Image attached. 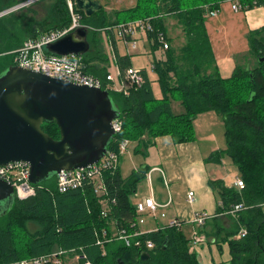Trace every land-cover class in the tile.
I'll use <instances>...</instances> for the list:
<instances>
[{
  "label": "trees",
  "instance_id": "trees-1",
  "mask_svg": "<svg viewBox=\"0 0 264 264\" xmlns=\"http://www.w3.org/2000/svg\"><path fill=\"white\" fill-rule=\"evenodd\" d=\"M27 1L0 0V13ZM42 1L48 0L0 18V61L6 63L0 74L16 66L13 53L28 40L70 27L67 0H53L42 21L28 13L13 16L21 11L31 12L29 8ZM226 3L241 8L237 12L264 8V0H138L135 8L121 11L128 12L130 21L134 22L149 17L144 21L153 26L148 43L161 98H156L145 70L141 71L145 78L141 88L129 86L126 94L109 90L123 126L122 133L113 137L109 150L117 148L114 140L136 143V154L146 153L159 137L169 136L176 144L196 141L197 117L211 111L218 113L223 119L227 140V148L219 154L231 158L239 178L245 181L243 189L228 187L222 180L209 181L219 201L218 213L225 214L236 205H243L237 217H233L235 230L226 236L230 254L226 264H264V60L260 62L264 59V26L248 35L249 52L257 59V65L254 68L237 65L230 77H221L207 21L212 13L220 14ZM77 11L83 16L84 11ZM169 18L177 21L184 34L185 44L180 48L172 46L167 27ZM90 19L99 30L126 24L112 23L104 8ZM107 33L114 45L118 68L124 74L132 66V55L122 54L113 34ZM159 33H163L169 43L168 50L160 44ZM101 34H94V52L84 55V63L86 72L106 81L109 58ZM173 103H180L183 112L175 113ZM42 129L55 140L61 137L55 123H44ZM147 173L148 167L134 171L128 178H123L119 170L105 173L106 197L97 196L90 182L80 189L60 192L56 175L33 184L37 191L34 196L15 197L12 206L0 209V264L52 256L58 250L64 254L61 260L78 257V264L86 261L93 264H201L181 228L166 227L142 233L138 237L143 244L141 248L127 247L118 240L105 241L103 247L97 244L103 231L110 238L112 224L128 234L140 231L131 196ZM105 208L108 211L104 217ZM241 228L245 229V235L239 234ZM147 242L153 244L152 249H147ZM143 253H148L145 260ZM46 264L55 263L51 260Z\"/></svg>",
  "mask_w": 264,
  "mask_h": 264
},
{
  "label": "crops",
  "instance_id": "crops-1",
  "mask_svg": "<svg viewBox=\"0 0 264 264\" xmlns=\"http://www.w3.org/2000/svg\"><path fill=\"white\" fill-rule=\"evenodd\" d=\"M227 5L229 4L226 3L222 6L218 18H209L210 22H208L207 28L219 71L222 70L223 64H226L225 67L229 69V73L232 75L237 65L251 68L257 65V59L249 52L248 35L251 31L264 26V8L258 7L249 11L234 13L229 7L230 5ZM137 22L145 21L139 20L119 26L112 25L100 30L92 24L83 25L82 28L88 29V41L92 52L94 50L92 38L95 33L101 32V40H103L105 35L108 36L106 32H110L111 35L113 34L118 46V40L122 39L120 35L121 27L133 25ZM109 39L111 43L108 42V44L111 53L109 52V56L106 55L109 58L108 74L115 75L119 68L112 39L110 37ZM125 48L126 53L120 51L122 54L128 53L126 46ZM246 56H251L252 59L245 60L244 57ZM237 57L242 58L244 64H235ZM152 61V72L155 74ZM85 65L87 68V64ZM130 68L136 69L133 65L128 69ZM128 69L118 77L121 86L124 87ZM145 71L147 70L145 69ZM148 76L151 79L149 74ZM155 76L157 78L156 74ZM129 86L130 84L125 89ZM158 98H161V96ZM176 108L177 110L183 109L180 103H173L174 112ZM195 132L196 141L176 144L169 136L159 137L154 140L153 145L146 150V153L137 154L141 155L143 159L141 160L142 165L139 169L136 168L135 171L148 167V173L146 178L140 182L131 202L136 206L145 199L153 198L160 205L155 215L149 210L138 214L139 219L143 220V223L139 224V230L142 233L165 229L170 222L178 220L182 223V231L192 227V232H197L205 238V242L198 245L199 249L193 250L199 256V259L200 257L202 259L207 257L209 263L205 262V264H226L230 260L229 240L226 239V236L235 230L236 222L232 216L218 213L219 201L217 194L210 187L209 181L222 180L226 186L232 187L235 186V181L240 175L234 163L226 159V157H230L219 154L227 148V140L224 122L218 113L211 111L199 115L195 120ZM131 145L137 147L136 143H131ZM120 165L119 171L121 176L125 178ZM218 165L227 167L226 175L214 169ZM145 181H147L149 190L147 189L146 192L142 190L143 192H141V184ZM191 191L195 193L193 203L188 201V193ZM197 212H207L211 215L205 226L200 228L193 224ZM191 240L189 241L191 242ZM64 263L72 262H67L66 259Z\"/></svg>",
  "mask_w": 264,
  "mask_h": 264
},
{
  "label": "water",
  "instance_id": "water-1",
  "mask_svg": "<svg viewBox=\"0 0 264 264\" xmlns=\"http://www.w3.org/2000/svg\"><path fill=\"white\" fill-rule=\"evenodd\" d=\"M91 16L102 8L93 0H76ZM50 53L85 55L90 50L85 29L76 30L49 45ZM119 117L109 92L76 85L41 73L10 67L0 75V166L25 161L29 180L42 183L62 170L88 168L107 153ZM55 123L61 137L42 130ZM15 190L0 179V209L12 206ZM148 253L142 254V259Z\"/></svg>",
  "mask_w": 264,
  "mask_h": 264
},
{
  "label": "built area",
  "instance_id": "built-area-1",
  "mask_svg": "<svg viewBox=\"0 0 264 264\" xmlns=\"http://www.w3.org/2000/svg\"><path fill=\"white\" fill-rule=\"evenodd\" d=\"M69 7L72 12L73 22L70 27L53 31L49 34L42 36L38 40L29 41L24 48L21 50L20 55L17 58L18 63L25 68L40 71L52 78H59L69 81L78 85L94 86L96 88H101L103 90L122 91V88L118 87V77L121 75L120 70L116 72L115 75L109 73L107 75L106 81L103 83L90 77L86 74V65L84 63V55L70 54L66 56H61L57 54L50 53L47 47L66 35L75 32L79 26V17L73 13L74 5L69 1ZM237 12L241 8L232 6ZM217 13H212L210 17H215ZM152 29L150 25L144 26L141 22H137L129 27H122L121 37L124 39V44L128 49L129 55L132 51L138 49L139 39L140 41L148 42L149 31ZM162 38V36H161ZM128 80L131 88H140L144 82L143 77L139 71L130 69L128 71ZM122 122L119 118L113 121L114 138L122 133ZM117 145L116 149L107 150L105 156L96 164L82 169L75 170H62L57 176V185L60 192H65L68 190H76L82 188L86 182H90L97 196H108V191L106 183L104 180L105 173H114L119 170L120 159L124 155L131 144L129 140H114ZM13 166L10 168L1 169V177L4 178L8 183H10L15 190V197L18 199H27L36 194L35 186L30 182V171L25 165H21L17 171H12ZM235 186L239 189L245 187V181L238 178L235 181ZM195 200V193H188L189 203H193ZM102 203V202H101ZM106 203V201H103ZM222 205V204H221ZM160 205L153 199L148 198L143 202L136 205L137 213H144L149 210L155 215ZM102 215L107 216V208H105ZM243 209V205L239 204L233 207L231 210L226 212V215H230L234 218L237 217V212ZM164 216V215H163ZM211 218V215L207 212H197L193 219V224L200 228L205 226L206 222ZM143 223L142 219H138V225ZM182 223L178 220L170 222L168 227H174L180 229ZM142 234L141 231H137L133 234H128L125 231H120L114 226V231H111L110 238L108 237L106 231L102 232V237H98L97 244L103 247L105 241L118 240L125 243L127 247H139L143 246L142 242L138 238ZM245 235L246 232L241 233ZM108 239V240H107ZM205 242V238L199 233L195 232L191 240V251L196 246ZM194 244V245H192ZM147 249H152L153 244L151 242L146 243ZM61 251V250H59ZM105 251L103 255H105ZM63 252L52 254V256L40 257L32 260L21 261L17 264H46L51 260L55 264H62L60 259L63 256ZM78 260L79 258L76 257ZM85 264H93L90 261H86Z\"/></svg>",
  "mask_w": 264,
  "mask_h": 264
},
{
  "label": "rangeland",
  "instance_id": "rangeland-1",
  "mask_svg": "<svg viewBox=\"0 0 264 264\" xmlns=\"http://www.w3.org/2000/svg\"><path fill=\"white\" fill-rule=\"evenodd\" d=\"M95 1H99L102 4V7L107 12L109 19L112 20V23L134 22V21H130V14L128 12H121V11L128 10L131 8H135L138 0H95ZM52 2H53V0H48L46 2L42 1L41 3L36 4L32 8H29L32 10L31 12H27V10L21 11V12L15 14L13 16H21L24 13H28L29 15H33L37 21H42L44 19V17L46 16V13H47L48 9L50 8ZM229 5H227V6H229ZM229 7H231V6H229ZM231 10H232V12L236 13V11L233 9V7H231ZM219 15L220 14L218 12L215 17H212V19L218 18ZM13 16H10V17H13ZM83 16H84V18L82 20L83 25L93 24L90 17L87 16V14L85 12H83ZM148 18H146L144 16V18L142 17L141 19H137V20H145ZM137 20H135V21H137ZM208 22H210V20L207 21V24H208ZM167 24H168L167 27L169 29V35L173 39L172 46L175 48L182 47L185 44V37H184V34L182 32L181 27L177 26V21L173 18H169L167 20ZM122 39L118 40V47H119V50L121 52L126 53V48H125L126 45L124 46V39L123 40ZM102 42H103V45L105 46L106 55L109 56V52L111 53V50L109 49V44H108V42L111 43L109 37L107 35H105L103 37ZM131 55H133L131 57L132 65L136 68V70H138V69H140V70L144 69L145 70L146 69L148 71V74L151 76L152 87H153V90L156 94V97L157 98L160 97L161 94H160V89H159V83L157 82V78H156L155 74L152 72L151 61H152L153 57L150 54L149 43L146 41L145 42L140 41V39H139L138 49L136 51H132ZM110 57H111V55H110ZM244 58H245V60L252 59L251 56H246ZM12 59H13V57H12ZM235 64H244V61L242 60V58L237 57ZM225 65L226 64H223V68H221L222 70L220 71V75H221V77H227L228 78V76L230 77L231 74L229 73L230 71L228 68L225 67ZM5 67H6L5 61L4 60L2 62L0 61V71H2ZM128 84H130L129 81H125V87ZM118 87H121V83H120L119 78H118ZM175 112L181 113V112H183V109L177 110V108H176ZM121 159H122L121 165L119 164L121 166V172L125 178H128L135 171L136 168L137 169L140 168V166L142 165L141 160L143 158L141 155H137L135 153V146L130 144L129 148H128V152H126L124 154V156H122ZM226 159L232 163L230 158L226 157ZM214 169L217 171H220V173H222L223 175H226V172L228 171V169L225 165L224 166L218 165ZM141 187H142L141 192H143V191L146 192L147 189L149 190V188L147 187V181L142 183ZM137 189H138V187H137ZM131 199H132V196H131ZM192 230H193L192 227H188L186 229H183L184 236L186 237L187 240L192 239L193 233H194V231L192 232ZM111 231H114V224L111 225ZM243 231H245V229L241 228L239 234H241ZM192 245H194V244H192ZM190 246H191V244H190ZM197 248H198V246H196L194 249H192V251L195 249L197 250ZM59 252H61V251H55L53 254L59 253ZM61 258H62V256H61ZM66 259H67V262H72V263H66V264H78V260L75 257H73V258L65 257V259L63 258L62 264H65L64 260H66ZM199 260H200L201 264H205V262L209 263L207 260V257L204 259H202L200 257ZM222 264H224V263H222Z\"/></svg>",
  "mask_w": 264,
  "mask_h": 264
},
{
  "label": "bare ground",
  "instance_id": "bare-ground-1",
  "mask_svg": "<svg viewBox=\"0 0 264 264\" xmlns=\"http://www.w3.org/2000/svg\"><path fill=\"white\" fill-rule=\"evenodd\" d=\"M38 1H41V0H29V1H27V2H24V3H21L20 5H18V6H16V7H14V8H11V9H8V10H5L4 12H2V13H0V18L1 17H3V16H6V15H9V14H11V13H14V12H17V11H19V10H21V9H24V8H26V7H29V6H31V5H33V4H35L36 2H38ZM69 1L70 2H72L73 3V5H74V11H73V13L75 14V15H77L78 17H79V23H80V26H79V28L77 29V30H79L80 28L81 29H85L86 31H87V39H88V29L87 28H82L83 27V24H82V20H83V16L77 11V9H78V6H77V1L75 0V1H73V0H67V3H68V8H69V11H70V15H71V24H72V22H73V17H72V12H71V10H70V7H69ZM100 3V2H99ZM102 6V5H101ZM103 8V7H102ZM101 8V9H102ZM100 9V10H101ZM79 10V9H78ZM100 10H98V11H100ZM81 11H84L85 13H86V11L85 10H81ZM98 11H96V12H98ZM96 12H94L91 16H93ZM87 14V13H86ZM88 15V14H87ZM89 16V15H88ZM209 18H212V17H209ZM144 26H147V25H150L151 27H152V30H153V26L149 23V22H141ZM71 26V25H70ZM129 26H132V25H128V26H122V27H129ZM122 27H121V29H120V33H121V30H122ZM53 32V31H52ZM51 33V32H50ZM49 34V33H48ZM44 35H46V34H44ZM44 35H41V36H39L38 38H36V39H30V40H28L26 43H25V45L29 42V41H34V40H38V39H40L42 36H44ZM161 36H162V38H161ZM89 42V41H88ZM159 42H160V44H162L163 45V48L165 49V50H168L169 49V43L166 41V39H165V37H164V35H163V33H159ZM90 44V43H89ZM24 45V46H25ZM24 46L22 47V48H20L18 51H16V52H14L13 54L15 55V64H16V66H13V67H20V68H23V69H25V70H30V71H34V72H38V73H41V74H43V75H45V76H48V75H46L45 73H43V72H40V71H35V70H31V69H28V68H25V67H22L19 63H18V61H17V58H18V56L20 55V52H21V50L24 48ZM90 50H91V45H90ZM90 50L87 52V53H89L90 52ZM86 53V54H87ZM263 60L264 59H261L260 60V62H263ZM84 61H85V59H84ZM130 69H133V70H136V69H134V68H130ZM130 69H128V71L130 70ZM128 71H127V73H126V81H129L128 80ZM136 71H139V73L141 74V76L143 77V80H144V82H143V84H142V86L145 84V78H144V76L142 75V73H141V71L140 70H136ZM6 72V71H5ZM4 72V73H5ZM86 72V71H85ZM86 74L88 75V76H90V77H93V78H95L96 80H98V81H101L102 83L104 82V79H102V78H99V77H96V76H94V75H91L90 73H88V72H86ZM1 75V74H0ZM48 77H50V76H48ZM52 78V77H51ZM56 79H59V78H56ZM60 80H63V79H60ZM64 81H66V80H64ZM67 82H69V81H67ZM71 83V82H70ZM74 84V83H73ZM76 85H78V84H76ZM80 86H86V87H89V88H96V87H94V86H87V85H80ZM141 86V87H142ZM140 87V88H141ZM119 88H122V91H120V92H122V93H127L126 92V89H125V87L124 86H121V87H119ZM98 89H101V88H98ZM116 92V91H115ZM111 97V96H110ZM43 126V125H42ZM43 130V129H42ZM21 165H25L28 169H29V171H30V164L29 163H27V162H25V161H17V162H10V163H8V164H6V165H2V166H0V171H1V169H4V168H10V166H13V168H12V171H17L19 168H20V166ZM0 179H2L3 181H5V182H7L4 178H2L1 177V174H0ZM8 183V182H7Z\"/></svg>",
  "mask_w": 264,
  "mask_h": 264
}]
</instances>
